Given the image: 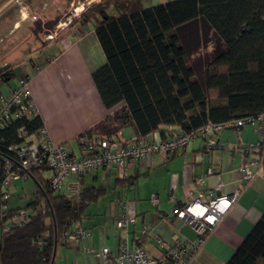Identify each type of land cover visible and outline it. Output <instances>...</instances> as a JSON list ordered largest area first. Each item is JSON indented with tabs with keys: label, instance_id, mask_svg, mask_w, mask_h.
<instances>
[{
	"label": "trees",
	"instance_id": "1",
	"mask_svg": "<svg viewBox=\"0 0 264 264\" xmlns=\"http://www.w3.org/2000/svg\"><path fill=\"white\" fill-rule=\"evenodd\" d=\"M145 2L100 0L80 17V27L95 29L106 56L92 77L106 108L120 105L114 121L133 126L140 137L165 136L170 126L192 131L209 121L264 113V0H172L148 8ZM200 21L213 48L198 65L178 31ZM11 77L13 71L0 75ZM42 125L36 115L13 116L0 126V161L17 159L9 147L21 142L20 131L36 133ZM257 153L264 169V142ZM37 169L48 168L30 175ZM2 180L0 171V264H56L66 229L102 191L67 196L35 177L31 218L20 227L14 217L26 208L6 207ZM226 264H264V214Z\"/></svg>",
	"mask_w": 264,
	"mask_h": 264
},
{
	"label": "crops",
	"instance_id": "2",
	"mask_svg": "<svg viewBox=\"0 0 264 264\" xmlns=\"http://www.w3.org/2000/svg\"><path fill=\"white\" fill-rule=\"evenodd\" d=\"M168 1L172 0H150L145 7ZM82 28L86 30L81 32L77 27H71L55 42L38 49L34 59L17 68L20 72L12 84V77L6 82L0 79V83L5 82L3 86L7 88V92L6 89L3 92L0 85L1 106L19 77L29 76L32 100L51 140L66 143L75 155L80 154L78 137L84 132L118 137L136 135L133 126L121 127L117 121L110 120L118 108H106L92 77L106 63V56L95 29L92 26L79 29ZM38 66L41 68L39 71L36 69ZM108 123L115 126L110 128ZM166 128L169 132L165 136L155 132L150 137L160 141L170 137L176 130L174 126ZM257 128L258 123L216 134V138L225 143V148L207 151L203 147V139L197 137L166 160L159 153H154L147 161L138 160L130 164L125 178L118 167L112 166L85 173L76 179H67L57 193L71 196V187L76 182L79 191L92 187L102 188V191L87 204L82 213V224L88 229L89 235L76 246L60 244L56 252V264H99L98 258L84 249L107 246L115 251L126 237L130 246L139 243L157 257L166 251L164 246L159 245V238L170 245L182 239L194 240L196 232L191 226L181 220L168 222L165 216L177 204L189 202L198 189L214 187L215 178H209L205 187L194 180L204 175L209 167H214L220 173L224 191L232 192L240 176L241 158L249 155L245 153L246 146L259 140ZM50 175L49 169H37L27 178L13 180L8 188L6 207L26 208L31 212L32 208L27 205L36 197L38 184L35 177L46 182ZM14 194H17L18 201L11 205L9 201ZM153 195L158 197V203L151 200ZM122 202L127 203L128 213L134 217L127 230L116 226ZM263 214L262 167L242 189L239 198L209 234L203 248L190 264H226ZM143 228L148 231L144 237L141 235Z\"/></svg>",
	"mask_w": 264,
	"mask_h": 264
},
{
	"label": "built area",
	"instance_id": "3",
	"mask_svg": "<svg viewBox=\"0 0 264 264\" xmlns=\"http://www.w3.org/2000/svg\"><path fill=\"white\" fill-rule=\"evenodd\" d=\"M49 39L54 36L50 34ZM37 71L41 68L38 66ZM29 76H21L10 95L3 99L0 106V126H5L14 117H33L38 115V108L32 100L29 90ZM258 123L259 140L245 148V155L241 158L239 166L240 176L237 186L232 192L224 191V182L214 167H209L204 175L194 178L202 187L207 185L209 178H215L214 187L204 190L198 189L195 196L185 203H179L172 212L165 216L168 222L181 220L191 226L196 232L194 240L182 239L173 245L158 239L160 246L166 251L161 256L150 254L143 245L130 246L126 237L122 239L115 251L104 246L100 249L85 248L99 260V264H190L197 253L203 248L209 234L228 213L232 205L239 198L242 189L256 177L263 166V158L257 153L264 142V113L257 116H243L231 118L223 122L209 121L196 130H178L160 141L147 136L132 135L118 137L115 135H102L91 131L84 132L78 137L80 154L75 155L66 143H55L51 140L47 129L42 125L36 133L20 131L21 142L9 147L17 155L16 160L2 158L0 171L3 174L2 199L9 198L10 183L20 177H29L36 167H46L51 171L47 178L52 190L60 191L69 178L96 171L100 168L118 167L122 176L128 175V167L135 161H147L154 153H159L163 160L169 158L175 151L185 147L197 137L203 139V147L210 151L216 148H225V143L216 138V134L226 129L239 130L246 125ZM75 185V186H74ZM77 185V186H76ZM72 194H78V183H73ZM151 200L159 202L156 195ZM32 211L20 210L14 217V223L20 227L25 226L31 218ZM134 217L128 213V205L122 202L121 215L116 220L118 229L127 230ZM148 234L147 228L141 230L144 237ZM89 231L77 219L66 229L63 242L69 246L79 245Z\"/></svg>",
	"mask_w": 264,
	"mask_h": 264
},
{
	"label": "rangeland",
	"instance_id": "4",
	"mask_svg": "<svg viewBox=\"0 0 264 264\" xmlns=\"http://www.w3.org/2000/svg\"><path fill=\"white\" fill-rule=\"evenodd\" d=\"M98 1L100 0H0V75L16 68L10 80L12 84L20 72L17 68L34 59L38 49L55 42L57 37L71 27L85 31L86 29H79L81 14ZM149 1L144 3L145 6ZM50 34L54 36L53 39L48 38ZM178 34L183 45L193 52L190 55L191 61L203 64L212 51L213 43H207L210 34L202 22L191 24L179 30ZM4 83H0L1 89L3 92L6 89L7 92ZM112 117L110 120H113ZM108 124L110 128L115 126ZM17 201L18 196L14 194L9 203L14 205Z\"/></svg>",
	"mask_w": 264,
	"mask_h": 264
}]
</instances>
